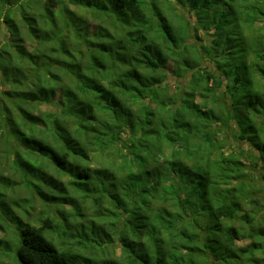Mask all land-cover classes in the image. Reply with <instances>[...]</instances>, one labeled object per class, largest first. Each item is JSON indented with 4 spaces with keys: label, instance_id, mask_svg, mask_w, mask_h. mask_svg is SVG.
Masks as SVG:
<instances>
[{
    "label": "trees",
    "instance_id": "1",
    "mask_svg": "<svg viewBox=\"0 0 264 264\" xmlns=\"http://www.w3.org/2000/svg\"><path fill=\"white\" fill-rule=\"evenodd\" d=\"M97 7L0 0V138L23 176L0 167V264H264V169L241 160L264 168V0ZM230 121L250 149H229Z\"/></svg>",
    "mask_w": 264,
    "mask_h": 264
},
{
    "label": "rangeland",
    "instance_id": "2",
    "mask_svg": "<svg viewBox=\"0 0 264 264\" xmlns=\"http://www.w3.org/2000/svg\"><path fill=\"white\" fill-rule=\"evenodd\" d=\"M90 3H91V8L93 10H96L98 8L97 7L98 0H90ZM80 5H81L80 3L69 1V8L72 11H74V13H76L78 11V7H81ZM182 13H184L185 15H183ZM173 17H174V19L176 20L177 23L190 19L188 13L182 12L179 9H175L174 10ZM97 24H98L97 20L89 18V21H88V24H87V28L89 30H93L96 27ZM111 24H113V23H111ZM64 28L65 27H63L61 31L57 32L56 33L57 36H55V37H58L59 33H61L64 30ZM106 46H107V48H105V51H104V53L106 54L105 60L109 63V65L117 64L121 58L111 54V52H112V43H110L109 46L108 45H106ZM92 50L94 52H97V51L100 52L101 51V47H99L98 45H93L90 53H92ZM202 66H205L207 68V70H209V71H213V69H214L212 64L210 62H208L207 60H202ZM199 67L200 66H197L196 68H199ZM92 68H93L94 71L100 69L98 67V65H96V64L92 65ZM188 75L190 76V73H188ZM180 80H181V78H177V76H175L173 74H170L168 76V78H167V81L170 84L169 91L174 92L175 89H176V86H175L176 84L184 83L183 81H180ZM97 83H99V82H97ZM115 87H119V86H115ZM0 88H4V86L0 85ZM115 90H116V92H118L119 89L115 88ZM219 91L220 92L216 93V95H218V94L220 95L219 96L220 102L225 104L226 107H227V110H228V107L230 106L229 99H228V94L226 92H224V87H221V89ZM133 96L134 95H132L131 98ZM100 100L105 101L104 99H100ZM218 107H220V106L218 105ZM57 110H58V116L61 115V117L63 118L64 115H65L64 108H62V110H60V109H57ZM229 124H230V128H228V129L224 128L223 131L221 132L222 136L224 134H226L228 139H229V141H228L229 142V146L228 147H230L229 149H232V147H234V148H242L244 150L250 149V147L246 144L245 140H239L237 138V135L235 134V130H234L236 128L235 127L236 125H234L233 121H230ZM102 130L106 131V127H103ZM5 148L6 147L3 146V141H1V138H0V167L2 166L3 168H5V170H6L5 175H11V177L14 176L17 180L20 181L21 178H23V176H19V172H16L14 175H12V170L11 169L9 170V168H8V166L10 165V161H8V160L5 161V157H4ZM223 151L226 152L227 149L223 148ZM234 151L239 153L238 152L239 149H236V150L234 149ZM252 152H254L255 157L258 155V153L255 152L254 150H252ZM241 160L246 163L247 170H248V172H250L252 177H254V179H259L261 177L262 170L264 169L262 166L251 167L252 164H251V161H249V157H243ZM253 160L255 161L256 158L253 159ZM20 174H21V172H20ZM22 174H24V171H22ZM23 183H25V181ZM259 186L262 187V185H259ZM253 191H254L253 195H255V197H259V199L257 200L258 208L261 209L262 213H264V191H261V190H258V189H254ZM5 194H6V198L7 199L8 198H10V199L14 198V199L17 200V202L22 203V204L24 203L23 200H25V199L31 200V198H32L33 199L32 200V205H31V203H28L29 206H27V208L29 209V211L31 213V216L34 217V216L40 215V211H41V208L43 206L39 202V198L38 197H34L31 194V191L27 188L26 185L16 184L14 186V188L9 187L5 191ZM246 201L247 200L244 201V206L246 208L251 207V204L248 201L247 202ZM29 220L31 221V219H29ZM0 235H1V233H0ZM5 236L7 238H10L9 234L5 233ZM248 241L249 240H238L237 244L245 245ZM116 252H118V250H116ZM1 260L2 261H9V258L6 256V257H3V259H1Z\"/></svg>",
    "mask_w": 264,
    "mask_h": 264
}]
</instances>
